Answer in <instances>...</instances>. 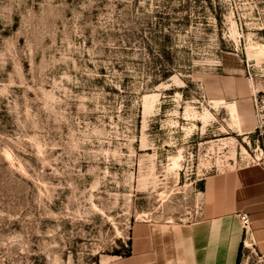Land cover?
<instances>
[{
	"label": "rangeland",
	"instance_id": "374dc122",
	"mask_svg": "<svg viewBox=\"0 0 264 264\" xmlns=\"http://www.w3.org/2000/svg\"><path fill=\"white\" fill-rule=\"evenodd\" d=\"M261 47L264 0H0V264L229 213L264 166ZM239 264H264L250 230Z\"/></svg>",
	"mask_w": 264,
	"mask_h": 264
},
{
	"label": "crops",
	"instance_id": "0c3cea01",
	"mask_svg": "<svg viewBox=\"0 0 264 264\" xmlns=\"http://www.w3.org/2000/svg\"><path fill=\"white\" fill-rule=\"evenodd\" d=\"M247 100L253 105L252 97ZM260 179L229 213L182 225L137 223L130 253L108 264H239L245 231L237 213L244 210L256 247L264 254V166Z\"/></svg>",
	"mask_w": 264,
	"mask_h": 264
},
{
	"label": "built area",
	"instance_id": "2783aa9c",
	"mask_svg": "<svg viewBox=\"0 0 264 264\" xmlns=\"http://www.w3.org/2000/svg\"><path fill=\"white\" fill-rule=\"evenodd\" d=\"M254 114L256 118V125L254 133L257 135V141L262 144L261 152L264 155V90L253 93L252 96ZM240 223L246 233L250 230L251 220L249 214L246 211H240L237 213Z\"/></svg>",
	"mask_w": 264,
	"mask_h": 264
},
{
	"label": "bare ground",
	"instance_id": "6f19581e",
	"mask_svg": "<svg viewBox=\"0 0 264 264\" xmlns=\"http://www.w3.org/2000/svg\"><path fill=\"white\" fill-rule=\"evenodd\" d=\"M257 54L258 55H263L264 54V48H259L258 51H257ZM250 61H254V59H250ZM248 244H250L248 241H247Z\"/></svg>",
	"mask_w": 264,
	"mask_h": 264
}]
</instances>
